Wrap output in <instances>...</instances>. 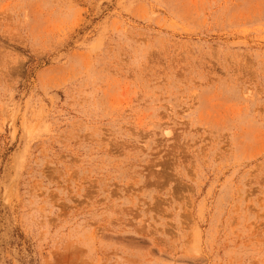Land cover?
Wrapping results in <instances>:
<instances>
[{
    "label": "rangeland",
    "instance_id": "1",
    "mask_svg": "<svg viewBox=\"0 0 264 264\" xmlns=\"http://www.w3.org/2000/svg\"><path fill=\"white\" fill-rule=\"evenodd\" d=\"M0 264H264V0H0Z\"/></svg>",
    "mask_w": 264,
    "mask_h": 264
}]
</instances>
